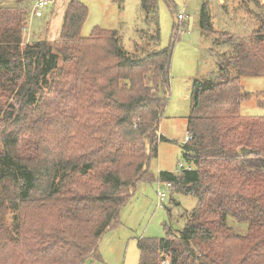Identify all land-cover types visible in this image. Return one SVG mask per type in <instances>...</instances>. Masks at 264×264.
<instances>
[{"label":"trees","instance_id":"trees-1","mask_svg":"<svg viewBox=\"0 0 264 264\" xmlns=\"http://www.w3.org/2000/svg\"><path fill=\"white\" fill-rule=\"evenodd\" d=\"M156 4L141 0L147 16ZM28 14L0 8V264H87L97 260L103 234L117 225L136 186L153 179L148 163L167 142L158 123L171 53L132 57L115 30L81 37L88 13L75 0L56 41L23 45ZM208 16L203 5V31H211ZM220 39L234 50L225 59L238 76L222 63L217 80L194 86L191 139L181 147L191 170L158 174L197 205L181 230L138 241L139 264H264V117L240 114V77L264 76V20L249 38ZM60 59L73 70L76 115L67 123L31 121L28 111L48 79L52 88ZM28 129L40 140L35 158L25 160L18 144ZM228 219L247 224L246 234L235 233Z\"/></svg>","mask_w":264,"mask_h":264},{"label":"rangeland","instance_id":"rangeland-1","mask_svg":"<svg viewBox=\"0 0 264 264\" xmlns=\"http://www.w3.org/2000/svg\"><path fill=\"white\" fill-rule=\"evenodd\" d=\"M37 1L0 0V8H16L29 13L23 45L56 41L71 0H48L53 3L43 10L41 18L31 16ZM75 1L88 13L81 37H89L94 28L115 30L121 49L132 57L161 49H169L171 53L168 100L158 123V131L169 141L158 145L157 157L148 163L152 181L136 186L130 201L119 212L117 225L103 234L97 248V260L87 261V264H139L138 241L163 239L168 229L172 232L181 230L185 225L183 216L197 205L195 198L174 189H168L165 199L159 203L156 196L161 183L158 174L176 173L179 164L187 166L182 160L181 147L187 136L186 123L194 86L198 82L217 80L222 63L230 77L238 76L225 59L233 56L234 50L220 39V33L249 38L258 28L259 21L264 20V0H157L154 12L148 16L141 8V0ZM203 5L207 7L211 31H203L201 26ZM177 15L183 19L176 23ZM154 16L156 20H152ZM50 83L48 79L40 101L28 111L29 118L31 121L56 118V121L67 123L77 111L75 78L70 65L60 59L59 72L51 89ZM240 85L243 93L240 114L264 117V76L240 77ZM22 133L18 154L25 160L33 159L40 139L29 129ZM145 145L148 147L147 142ZM8 224L13 228L11 218ZM228 226L239 235H245L248 228L247 224L233 219H228ZM161 264H169V261Z\"/></svg>","mask_w":264,"mask_h":264},{"label":"built area","instance_id":"built-area-1","mask_svg":"<svg viewBox=\"0 0 264 264\" xmlns=\"http://www.w3.org/2000/svg\"><path fill=\"white\" fill-rule=\"evenodd\" d=\"M53 2L48 0H38L31 9V16H35L37 18H41L43 16V10L48 7ZM183 17L181 15H177L175 22L177 23L179 20H182ZM191 139V136L187 133V136L185 138V142L189 141ZM189 171L191 170V166L187 165L184 166L183 164H179V171ZM171 188L170 183H159L158 184V190L156 193L157 200L159 203H161L165 197H166V191ZM160 205V204H159ZM161 206V205H160Z\"/></svg>","mask_w":264,"mask_h":264},{"label":"water","instance_id":"water-1","mask_svg":"<svg viewBox=\"0 0 264 264\" xmlns=\"http://www.w3.org/2000/svg\"><path fill=\"white\" fill-rule=\"evenodd\" d=\"M197 88H198V85L196 84V85H195V90H197ZM192 100H194V95H193V97H192ZM240 153H241V155H246V154L249 153V150L246 149V148H241V149H240Z\"/></svg>","mask_w":264,"mask_h":264},{"label":"crops","instance_id":"crops-1","mask_svg":"<svg viewBox=\"0 0 264 264\" xmlns=\"http://www.w3.org/2000/svg\"><path fill=\"white\" fill-rule=\"evenodd\" d=\"M45 16V15H44ZM46 17V16H45ZM44 17V18H45ZM25 37H28V36H25ZM158 134L160 135V136H162V137H164L162 134H160V132L158 131ZM165 138V137H164ZM166 139V138H165ZM167 141H169V140H167ZM159 144H161V143H159Z\"/></svg>","mask_w":264,"mask_h":264}]
</instances>
